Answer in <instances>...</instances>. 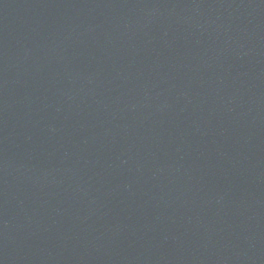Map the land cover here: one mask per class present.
I'll return each mask as SVG.
<instances>
[{
  "label": "water",
  "instance_id": "obj_1",
  "mask_svg": "<svg viewBox=\"0 0 264 264\" xmlns=\"http://www.w3.org/2000/svg\"><path fill=\"white\" fill-rule=\"evenodd\" d=\"M0 264H264V0H0Z\"/></svg>",
  "mask_w": 264,
  "mask_h": 264
}]
</instances>
